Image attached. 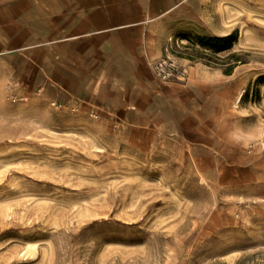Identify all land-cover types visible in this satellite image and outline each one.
<instances>
[{
	"label": "rangeland",
	"instance_id": "obj_1",
	"mask_svg": "<svg viewBox=\"0 0 264 264\" xmlns=\"http://www.w3.org/2000/svg\"><path fill=\"white\" fill-rule=\"evenodd\" d=\"M172 13L105 107L0 76V264H264V0Z\"/></svg>",
	"mask_w": 264,
	"mask_h": 264
},
{
	"label": "crops",
	"instance_id": "obj_2",
	"mask_svg": "<svg viewBox=\"0 0 264 264\" xmlns=\"http://www.w3.org/2000/svg\"><path fill=\"white\" fill-rule=\"evenodd\" d=\"M191 2L0 0V76L61 103L105 107L142 81L152 28Z\"/></svg>",
	"mask_w": 264,
	"mask_h": 264
},
{
	"label": "trees",
	"instance_id": "obj_3",
	"mask_svg": "<svg viewBox=\"0 0 264 264\" xmlns=\"http://www.w3.org/2000/svg\"><path fill=\"white\" fill-rule=\"evenodd\" d=\"M210 39L211 40H222V41H226V40L230 39V35L222 36V37L215 36V37H211ZM223 48H225V47H217V49H223Z\"/></svg>",
	"mask_w": 264,
	"mask_h": 264
},
{
	"label": "bare ground",
	"instance_id": "obj_4",
	"mask_svg": "<svg viewBox=\"0 0 264 264\" xmlns=\"http://www.w3.org/2000/svg\"><path fill=\"white\" fill-rule=\"evenodd\" d=\"M241 94H242V92L240 91L239 93H238V95H237V99H239L240 97H241ZM6 231L5 230H3L2 232H0V234L1 233H5Z\"/></svg>",
	"mask_w": 264,
	"mask_h": 264
}]
</instances>
